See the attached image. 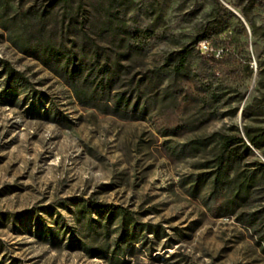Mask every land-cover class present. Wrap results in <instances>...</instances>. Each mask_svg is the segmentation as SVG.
I'll use <instances>...</instances> for the list:
<instances>
[{
    "label": "rangeland",
    "instance_id": "obj_1",
    "mask_svg": "<svg viewBox=\"0 0 264 264\" xmlns=\"http://www.w3.org/2000/svg\"><path fill=\"white\" fill-rule=\"evenodd\" d=\"M218 1L239 15L249 0ZM251 1L248 16L264 27V0ZM48 3L14 0L6 25L0 18V59L20 73L8 81L0 66V264H264L263 226L242 216L264 193L233 207L211 192L219 136L246 122L239 110L229 115L232 107L257 106L247 123L264 125L255 63L264 68V38L243 21L248 58L212 64L196 44L171 75L165 57L191 44L212 0H81L99 63L119 64L110 94L124 92L129 104L113 115L96 107L103 99L77 100L32 53L38 26L22 13ZM49 12L42 38L69 47L76 31L60 28L58 6ZM255 160L264 161L253 149L240 166ZM86 199L94 204L84 207ZM95 204L118 205L157 232H123Z\"/></svg>",
    "mask_w": 264,
    "mask_h": 264
},
{
    "label": "trees",
    "instance_id": "obj_2",
    "mask_svg": "<svg viewBox=\"0 0 264 264\" xmlns=\"http://www.w3.org/2000/svg\"><path fill=\"white\" fill-rule=\"evenodd\" d=\"M46 6L40 7L32 11L31 7L26 8L22 13L24 21H33L38 26L34 46L31 49L32 53L40 58L43 65L60 77L64 83L71 89L77 100L84 101L85 99H93L104 101L97 105L102 112L123 115V111L128 107V99L124 97V92H113L110 94L114 83L119 75L118 61L113 59L99 63L98 58H101L97 51V46L92 47V43L88 42L86 33L84 32V20L80 17L81 0H48ZM14 0H0V18L2 25H6V11ZM208 14L209 17L201 25L198 34L195 36L191 44H186L180 49L169 53L165 57L163 65L169 66L171 75L179 73L188 62L190 51L198 42L209 41L213 48L204 53L207 56L200 55L202 59L207 57L212 61V64H221L225 57L235 59L241 53L245 57H249L246 51V36L244 35V24L254 38H264V27L256 25L255 22L248 16V12L253 6L252 1H246V4L239 8L237 16L231 10L223 6L218 0H212ZM58 6L60 10V28L68 31L73 29L75 39L71 40V45L68 47L60 39L58 43H51L42 38L45 27V19L50 15V10ZM49 7V9L47 8ZM17 9V7H16ZM17 12V10L15 11ZM80 18V20H79ZM107 22V21H106ZM35 33V32H34ZM224 33V35H222ZM78 40L79 47H76L75 41ZM89 47L86 49L85 45ZM77 49V50H76ZM93 61V63L91 62ZM97 62V64H95ZM257 64L258 82L264 78V68L261 66V61L258 58ZM2 71L7 76V80L11 81L20 77V73L13 69L8 62L0 59ZM87 66V67H86ZM212 97V96H211ZM112 101V106L109 101ZM244 121H246L241 131L236 126H233V135L222 134L219 136V144L216 154L213 158L215 166L211 178V192L221 191L224 195L228 206H242L249 196L259 190L264 193V161L255 160L254 164L245 167L240 166L242 156L245 153H252V150H258L264 159V125L251 126L247 121L253 115H257L260 109L251 103H244L239 108L238 105L232 107L229 112L230 116H234L237 111ZM119 111V112H118ZM241 132L242 136L239 135ZM199 145L200 141H193ZM92 199H86L84 207L89 204H94ZM264 200V199H263ZM100 216L106 214V221L118 217L119 226L126 231V227H130L132 231H148L156 234L158 224L139 223L130 216V213L123 210L118 205L113 204H95ZM241 215V214H240ZM246 216L250 225L258 223L263 226L264 231V204L256 210L242 214ZM89 249V248H87ZM105 251L97 254H104ZM116 253L115 248L111 251Z\"/></svg>",
    "mask_w": 264,
    "mask_h": 264
},
{
    "label": "built area",
    "instance_id": "obj_3",
    "mask_svg": "<svg viewBox=\"0 0 264 264\" xmlns=\"http://www.w3.org/2000/svg\"><path fill=\"white\" fill-rule=\"evenodd\" d=\"M197 49L201 53H206V52L210 51V48H209L208 44L206 42H204V41L197 43Z\"/></svg>",
    "mask_w": 264,
    "mask_h": 264
},
{
    "label": "water",
    "instance_id": "obj_4",
    "mask_svg": "<svg viewBox=\"0 0 264 264\" xmlns=\"http://www.w3.org/2000/svg\"><path fill=\"white\" fill-rule=\"evenodd\" d=\"M234 14H236L238 16V14L236 12L233 11Z\"/></svg>",
    "mask_w": 264,
    "mask_h": 264
}]
</instances>
